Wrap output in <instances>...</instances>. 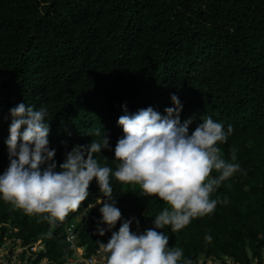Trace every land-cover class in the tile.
<instances>
[{
	"label": "trees",
	"instance_id": "16d2710c",
	"mask_svg": "<svg viewBox=\"0 0 264 264\" xmlns=\"http://www.w3.org/2000/svg\"><path fill=\"white\" fill-rule=\"evenodd\" d=\"M183 107L189 130L211 117L232 133L218 142L220 154L236 171L210 198H227L212 212L183 228L162 231L168 246L183 249L191 264L229 257L236 264H261L264 255V0H0V172L7 164L10 116L19 102L45 106L50 147L57 165L74 144L97 139L105 130L114 147L122 133L117 118L122 104L135 112L148 106L164 114ZM115 169L111 149L94 154ZM107 157V158H105ZM215 169L210 175H217ZM122 217H135L130 230L152 227L167 203L146 195L136 183L110 176ZM76 210L54 224L0 199V237L8 227L21 243L41 238V258L60 261L72 251L63 226L76 221V244L88 249L106 242L111 232L96 233L99 192L95 179ZM101 226H103L101 224ZM119 221L113 231L118 229ZM212 238L206 240L205 235ZM202 259V262L199 260ZM48 264V263H41Z\"/></svg>",
	"mask_w": 264,
	"mask_h": 264
},
{
	"label": "clouds",
	"instance_id": "9594fccd",
	"mask_svg": "<svg viewBox=\"0 0 264 264\" xmlns=\"http://www.w3.org/2000/svg\"><path fill=\"white\" fill-rule=\"evenodd\" d=\"M170 99L174 106L166 107L164 114L151 106L130 113L122 104L117 124L123 134L114 147L105 130L96 128L97 139L74 144L59 165L54 159L56 148L50 147L48 139L47 108L17 103L8 110L10 123L4 140L8 164L0 172V199L28 214H46L40 218L54 224L81 205L95 179L103 194L96 200L101 215L95 231L101 236L111 232L106 242L97 241L105 264H191L182 248L168 246L169 236L161 229L166 225L172 231L181 229L191 219L212 212L217 203H227V198H210V194L243 169L235 162V150L225 159L218 147V142L231 135V125L225 128L207 117L190 131L192 118L181 122L183 105L174 93ZM101 149L113 151L118 161L115 169L99 163L94 154ZM213 169L218 173L215 176L210 175ZM110 176L136 183L146 195L167 203L153 217L152 227L130 230L139 221L122 217ZM117 221L119 227L113 231ZM211 238L205 235L206 240Z\"/></svg>",
	"mask_w": 264,
	"mask_h": 264
},
{
	"label": "built area",
	"instance_id": "2783aa9c",
	"mask_svg": "<svg viewBox=\"0 0 264 264\" xmlns=\"http://www.w3.org/2000/svg\"><path fill=\"white\" fill-rule=\"evenodd\" d=\"M109 232L110 231H106L105 235ZM62 233L64 240L72 244L73 248L71 253L60 261H48L46 257H43L37 264H105V254L102 252L99 245L88 249L85 244H76L77 230L76 221L74 219H69L65 222ZM40 249H44V243L42 242V239L38 237L35 240L25 244H22L20 240L19 247H17V252L23 253L24 255H29L31 252H35ZM212 260L218 261V259L215 258H207L205 261L203 260V262L206 264ZM20 262L21 260L18 261V264H20ZM199 262H202V259H200Z\"/></svg>",
	"mask_w": 264,
	"mask_h": 264
},
{
	"label": "rangeland",
	"instance_id": "374dc122",
	"mask_svg": "<svg viewBox=\"0 0 264 264\" xmlns=\"http://www.w3.org/2000/svg\"><path fill=\"white\" fill-rule=\"evenodd\" d=\"M15 230L11 227H8L7 231L0 237V264H18V261L21 260L20 264H25L27 255L17 252V247L20 244V238L15 235ZM264 252V250H263ZM212 260L206 264H224L222 260ZM225 264H235L229 257H224ZM252 264H258L253 262ZM261 264H264V255L263 261Z\"/></svg>",
	"mask_w": 264,
	"mask_h": 264
}]
</instances>
